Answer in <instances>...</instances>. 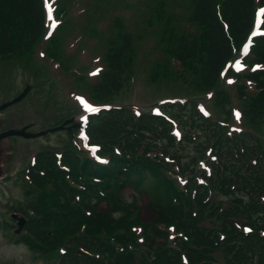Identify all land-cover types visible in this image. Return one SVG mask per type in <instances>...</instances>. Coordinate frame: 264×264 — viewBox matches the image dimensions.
<instances>
[{"label":"trees","instance_id":"1","mask_svg":"<svg viewBox=\"0 0 264 264\" xmlns=\"http://www.w3.org/2000/svg\"><path fill=\"white\" fill-rule=\"evenodd\" d=\"M155 1L163 22V57L152 79L176 77L190 81L196 92L213 89L221 113L205 116L195 98L172 104L168 110L184 131L180 141L172 124L151 112L137 115L123 105L92 116L91 141L101 144L109 162L82 155L71 140L63 154L68 170L58 165L53 151H43L31 168L37 187L30 189L36 198L28 206L35 212L22 238L40 255L65 246L61 264H264V68L238 75L235 88L245 125L240 131L230 128L233 98L220 78L260 2L188 0L192 12L184 27L181 17L167 12L168 0ZM70 25L65 22L52 37V56L62 58L59 41ZM45 29L43 0H0V58L28 55ZM134 43L123 28L108 40L107 69L92 89L97 100L114 101L129 83ZM254 61L264 65V36L256 39ZM202 160L212 166L210 174ZM176 174L186 176V183L180 184ZM128 186L148 196L157 213L154 220L142 221L141 209L135 215V198L129 201L123 192ZM134 222L144 225L147 249L131 231ZM164 224L183 232L176 245L168 241ZM245 225L251 230L246 232Z\"/></svg>","mask_w":264,"mask_h":264},{"label":"rangeland","instance_id":"2","mask_svg":"<svg viewBox=\"0 0 264 264\" xmlns=\"http://www.w3.org/2000/svg\"><path fill=\"white\" fill-rule=\"evenodd\" d=\"M120 1L135 2L134 9L127 10L126 7H124V13L121 15L125 16L124 19L126 22H129L132 28H130L131 30L134 32L144 31V26L136 22L137 18L144 15V7L138 5L136 2L138 0ZM115 9L116 8L113 7V10ZM83 27L85 28V25H83ZM76 35L78 34L76 33ZM71 38L72 33L69 41ZM89 42H92V39H90ZM91 45L90 48H85L82 42L77 44V47L81 51H86L90 54L86 57L87 59H91L98 55L95 51V43ZM138 47L141 49L140 57H142V64L138 77H136V91H131L129 87L127 91L121 92L120 100L128 103L138 102L145 106L139 107V109L149 110L155 105L154 103L152 104L155 99L164 96H176L189 93L185 90L186 85L180 83L171 84L163 82L161 84H150L147 79L148 72L151 61L156 57L157 50H154V37L150 35L146 36V38L139 43ZM73 49L71 48V50ZM97 52L99 51L97 50ZM46 61L47 58L43 54L42 49H40L34 57L35 66L47 65ZM75 64L77 65V67H73L76 74L75 78L70 74H66L60 79V74H62L61 70L53 67L51 63L50 65L53 67L54 76L50 68H43L37 75H34V77L30 79L31 82L35 84L31 92L19 103L0 111V131L9 127H21L33 121H35V125L31 130L47 128L51 127L62 113L71 112L69 109H71L72 112H78L79 107L77 101L75 97L73 102L71 101L70 92L75 89L74 92L78 95L80 94L77 87L75 86L74 88V83L76 84L80 77L85 76L86 69L91 64L89 60H83L82 58L76 59ZM30 70H32V68H30ZM26 79L30 81L27 74L24 72L22 73V66L19 60L1 64L0 104L15 98L23 90ZM41 87L46 90L39 94L38 92L41 91ZM82 89L84 88H81V90ZM48 93H52L51 98ZM132 98L136 102L133 101ZM58 100L60 101L58 102ZM66 139V131H57L37 139H24L21 136H12L4 138L1 141L3 178L0 181V264H46V260L40 261L34 259L33 251L29 246L18 244L15 241L16 233H14V230L11 231L4 227L3 220H12L9 208L10 205L15 204L18 206L21 202L26 203L28 201L25 192L27 185L25 182L20 181V179L23 178V170L29 165L31 159L34 157L33 155L49 147L60 148ZM143 212L146 218L151 219L154 217V214L149 210Z\"/></svg>","mask_w":264,"mask_h":264},{"label":"water","instance_id":"3","mask_svg":"<svg viewBox=\"0 0 264 264\" xmlns=\"http://www.w3.org/2000/svg\"><path fill=\"white\" fill-rule=\"evenodd\" d=\"M23 97V95L13 99L12 101L10 102H7V103H4L2 105H0V109H3L5 107H7L8 105L18 101L19 99H21ZM11 134H23V135H26V136H32V135H35L33 133H27L25 132V128L24 129H21V130H16V129H11V130H8V131H5L3 133L0 134V139H2L3 137L7 136V135H11Z\"/></svg>","mask_w":264,"mask_h":264},{"label":"snow or ice","instance_id":"4","mask_svg":"<svg viewBox=\"0 0 264 264\" xmlns=\"http://www.w3.org/2000/svg\"><path fill=\"white\" fill-rule=\"evenodd\" d=\"M97 71H99V70H97ZM95 74H97V73H93V75H95ZM89 111H98V109H92L91 107H89ZM237 118H239V113H237ZM248 231H250V230H248Z\"/></svg>","mask_w":264,"mask_h":264}]
</instances>
